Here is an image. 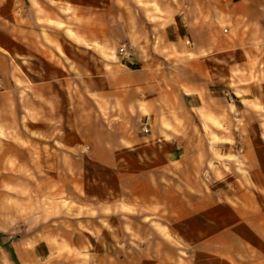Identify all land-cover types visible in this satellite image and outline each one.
I'll return each mask as SVG.
<instances>
[{"label":"rangeland","instance_id":"rangeland-1","mask_svg":"<svg viewBox=\"0 0 264 264\" xmlns=\"http://www.w3.org/2000/svg\"><path fill=\"white\" fill-rule=\"evenodd\" d=\"M42 1L52 15L39 16L41 23L22 12L16 16L21 20L11 17L0 28V41L11 51L15 46L34 53L15 66L18 58L0 45V264H207L205 253L190 247L189 233L178 230L174 197L187 191L191 177L213 171L221 177L226 168L204 163L195 173L188 160L182 166L171 163L165 142L155 143V128L140 112L127 114L120 106L113 111L115 120L105 119L77 83L56 79L50 87L41 86L60 77L62 65H69L75 80L77 65H85L87 79L107 65L136 69L127 59L130 46L150 28L148 20L142 21L143 10L147 16L150 12L148 0H80L82 7L76 0ZM152 10L161 14L157 6ZM92 11L99 14L95 19ZM37 28L53 32L47 40L30 37ZM15 29L23 31L22 38L7 37ZM122 46L126 53L120 52ZM231 75L244 79L238 69ZM221 76L215 73L214 81ZM260 91L262 99L252 104L255 120L240 119L236 108L223 116L198 110L209 146L231 151L238 133L250 126L264 133V88ZM174 106L170 99L169 108ZM173 123L163 120L164 127ZM104 140L113 153L92 150ZM216 153V160L228 159ZM102 154L114 165L101 164Z\"/></svg>","mask_w":264,"mask_h":264},{"label":"crops","instance_id":"crops-1","mask_svg":"<svg viewBox=\"0 0 264 264\" xmlns=\"http://www.w3.org/2000/svg\"><path fill=\"white\" fill-rule=\"evenodd\" d=\"M74 4L84 6L80 0ZM148 4L150 12L147 16L143 10L142 21L148 20L150 28L147 34L145 30L141 33L142 41L130 46L127 59L136 69L107 65L87 79L85 65H77L75 80L69 65H62L61 76L41 86L50 87L56 79L67 85L77 83L83 98L92 99L105 119L115 120L113 111L120 106L127 114L140 112L155 128L151 129L155 143L165 142L171 163L182 166L188 160L195 173L204 163L231 170L222 169L221 177L213 171L205 178H190L187 191L174 197V215L181 221L178 230L189 233L190 247L196 254L204 252L207 264H264V133L252 126L240 131L232 154L229 146H209L197 122V112L203 107L222 116L236 108L240 119L257 118L252 104L262 99L260 90L264 88V0H148ZM153 6L161 14L154 13ZM22 12L36 23L42 22L39 16L50 14L42 0H0V28L11 17L21 20L16 16ZM89 15L95 19L99 14L92 11ZM12 32L7 37H23V31ZM52 32L37 28L30 31V37L47 40ZM0 45L6 44L0 41ZM1 50L18 58L13 60L15 66L23 65L24 56L34 54L32 49L21 52L15 46L13 51L6 46ZM2 58L10 63L6 56ZM253 65H258L255 70ZM237 69L244 79L231 75ZM253 70L256 77L251 75ZM215 73L222 75L216 82ZM170 99H174L173 109ZM164 119H173V126L164 127ZM95 145L94 152L113 153L108 140ZM220 151L228 156L225 162L215 159V152ZM47 154L48 150L46 167ZM107 155L102 154L99 162L113 166Z\"/></svg>","mask_w":264,"mask_h":264},{"label":"built area","instance_id":"built-area-1","mask_svg":"<svg viewBox=\"0 0 264 264\" xmlns=\"http://www.w3.org/2000/svg\"><path fill=\"white\" fill-rule=\"evenodd\" d=\"M120 52H121V53H126V52H127L124 46H122V47L120 48ZM144 131H145V132H148V131H149V128L145 127V128H144Z\"/></svg>","mask_w":264,"mask_h":264},{"label":"trees","instance_id":"trees-1","mask_svg":"<svg viewBox=\"0 0 264 264\" xmlns=\"http://www.w3.org/2000/svg\"><path fill=\"white\" fill-rule=\"evenodd\" d=\"M10 251L13 252V249L12 248H8ZM13 256H14V259L16 260V256H15V253H13Z\"/></svg>","mask_w":264,"mask_h":264}]
</instances>
